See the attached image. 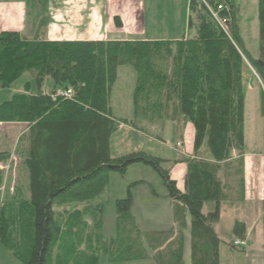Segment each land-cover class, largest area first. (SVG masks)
I'll return each mask as SVG.
<instances>
[{
  "label": "trees",
  "instance_id": "16d2710c",
  "mask_svg": "<svg viewBox=\"0 0 264 264\" xmlns=\"http://www.w3.org/2000/svg\"><path fill=\"white\" fill-rule=\"evenodd\" d=\"M187 4V30L194 35L178 40L45 41L0 33V89L33 75L23 93L0 105V124L26 126L18 141L26 190L16 188L12 196L0 190V242L20 264H98L101 255L108 264H183L186 216L190 264H219L217 218L199 210L225 198L218 175L233 152L238 164L243 156L245 96L253 81L259 82L264 116V0L256 4L257 58L244 49L232 0ZM115 23L120 27L117 18ZM123 66L137 75L135 118L153 122L164 113L192 126L182 191L170 178L169 161L140 151L110 154V139L120 126L145 134L111 113L109 97ZM47 78L54 87L45 93ZM203 147L207 159L199 156ZM9 159L0 152L1 163ZM133 164L159 176L173 205L174 226L142 237L128 190L115 201L116 236L106 242L102 205L70 204L93 201L105 192L110 173L124 175ZM2 182L0 171V187Z\"/></svg>",
  "mask_w": 264,
  "mask_h": 264
},
{
  "label": "rangeland",
  "instance_id": "374dc122",
  "mask_svg": "<svg viewBox=\"0 0 264 264\" xmlns=\"http://www.w3.org/2000/svg\"><path fill=\"white\" fill-rule=\"evenodd\" d=\"M45 1V0H42ZM145 1V13L152 17L154 13L158 17L154 28H147V35L161 34L164 38L183 36H193L192 31L187 30V3L188 0H143ZM8 2L24 3L28 6L27 29L22 33L25 40H33L31 32L34 21L40 22L45 17V5H33V0H0V7L5 8ZM237 10L236 24L244 42L245 50L253 57H258V21L256 15L257 0H232ZM110 6L116 8L117 13L123 21L131 14L138 15V27L135 33L118 28L121 37L126 40H140L144 38L141 32L140 20L142 19L141 0H110ZM33 5V7H31ZM135 6V7H134ZM160 15H164L159 17ZM158 19L161 22L158 23ZM43 23H41L42 25ZM121 25V24H120ZM32 27V28H31ZM121 27V26H120ZM166 34V35H165ZM169 35L170 37H166ZM30 36V37H29ZM180 36V37H179ZM43 40L42 37L37 38ZM252 71V70H251ZM33 78L32 73H25L16 79L8 88L0 89V105L9 101L14 95L23 93L24 85ZM137 75L128 67H120L117 71V79L109 97V106L112 115L117 119H125L136 124L145 134L127 127L120 126L110 139V154L112 157L127 155L133 152H144L156 158L170 161L166 167L173 168L174 162L181 160V155L192 153L193 129L191 124L183 123L180 119L170 120L163 117L155 121H142L134 117L132 96L135 89ZM257 79V78H256ZM258 81V80H257ZM253 81L255 83H259ZM54 87L51 79L47 78L43 85L45 93L50 92ZM156 117V116H155ZM25 133V126L18 124L0 125V152L10 154L9 162L1 163L2 172V192H8L10 196L15 193V189L26 190L27 174L19 168L18 146L19 138ZM179 145V147L177 146ZM244 147L250 153H256L264 157V116L261 115L260 93L257 91H247L244 105ZM243 147V149H244ZM201 155V154H200ZM184 158H186L184 156ZM139 182V184H136ZM133 198L131 213L135 217L142 237L150 232H165L170 227L172 211L171 201L166 198V192L162 186L159 176L149 167L142 164L129 166L124 175L110 173L108 185L103 194L88 203H72L74 209H81L87 205H102V233L106 242H110L116 236V210L115 201L124 199L127 192ZM71 207H64L70 211ZM264 232V227H262ZM238 240V239H237ZM263 244L253 248L262 257L254 264H264V237ZM259 248V250H258ZM248 250L244 252L233 251L236 255L232 261L227 255L220 259L221 264H251V259L246 257ZM247 259H249L247 261ZM0 264H20L18 259L0 242ZM98 264H108L106 257L101 255Z\"/></svg>",
  "mask_w": 264,
  "mask_h": 264
},
{
  "label": "crops",
  "instance_id": "0c3cea01",
  "mask_svg": "<svg viewBox=\"0 0 264 264\" xmlns=\"http://www.w3.org/2000/svg\"><path fill=\"white\" fill-rule=\"evenodd\" d=\"M33 1L35 2L33 5H45L46 14L40 22L34 21L31 32L33 39L39 36L45 41L126 40L121 37L118 28L132 34L135 33L134 31L138 27L139 19L137 18L136 11L135 14L129 15V17L124 14V17L127 18L123 21L122 17L116 11L117 7H114V5H112L113 7L110 6V0ZM141 3L142 19L140 20V27L142 32L140 34L144 38H139L140 40H178L181 38L180 36V38H177V36L164 38L161 34L148 36L147 28H154L157 22V19L152 17L158 16L154 13L152 17L147 16L144 10L145 1L141 0ZM4 6V9L0 7V33L16 32L22 37V33L25 32L28 26V6L22 2H8ZM162 16L164 15H160L159 17ZM116 18L119 20L121 27L116 26ZM41 22L44 24L41 25ZM160 22L161 19H158V23ZM192 34H194L193 31ZM166 37L170 36L167 35ZM258 84L252 82L248 90L257 91ZM248 150L244 147L243 156L239 164L237 163L239 156L236 152H233L230 160L227 161L218 175L224 186L225 198L220 202L206 203L200 206V215L205 217L214 215L217 218V221L214 223V230L218 238L222 241L219 247V264H221L220 259L222 254L223 257L226 255L230 257L232 261L236 258V255L232 252L237 250L231 246L232 241L235 239L246 241L247 246L245 250L250 249L246 257L251 259V264H254L262 257L253 248L261 246L263 244L262 237H264V232L262 231V227H264V157L254 152L250 153ZM183 153L184 155H181V160L175 161L174 167L169 168L170 178L176 182L177 188L181 191L183 190L186 173V165L182 160L184 156H192V153ZM199 156L205 159L209 158L205 147L200 150ZM169 163L171 162L169 161ZM188 222L189 216H186V227L182 231L183 264H190ZM173 226V219L171 217L168 230Z\"/></svg>",
  "mask_w": 264,
  "mask_h": 264
},
{
  "label": "built area",
  "instance_id": "2783aa9c",
  "mask_svg": "<svg viewBox=\"0 0 264 264\" xmlns=\"http://www.w3.org/2000/svg\"><path fill=\"white\" fill-rule=\"evenodd\" d=\"M68 95H69V92H66V94L64 96H68ZM177 146L179 147V145H177ZM1 169L2 168L0 167V170ZM231 246L234 249L244 250L246 248V246H247V243L244 240H240V239L237 240V239H235L234 241H232Z\"/></svg>",
  "mask_w": 264,
  "mask_h": 264
}]
</instances>
